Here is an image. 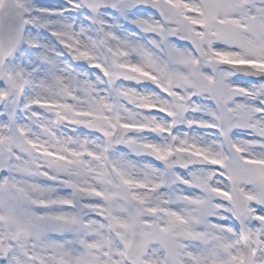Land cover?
Returning a JSON list of instances; mask_svg holds the SVG:
<instances>
[{"label":"snow or ice","instance_id":"snow-or-ice-1","mask_svg":"<svg viewBox=\"0 0 264 264\" xmlns=\"http://www.w3.org/2000/svg\"><path fill=\"white\" fill-rule=\"evenodd\" d=\"M0 264H264V0H0Z\"/></svg>","mask_w":264,"mask_h":264}]
</instances>
